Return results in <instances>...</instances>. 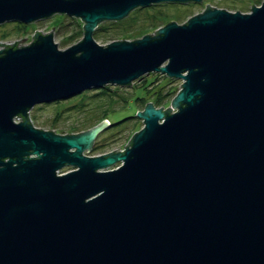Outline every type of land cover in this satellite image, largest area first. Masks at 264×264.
I'll return each mask as SVG.
<instances>
[{
	"label": "water",
	"instance_id": "obj_1",
	"mask_svg": "<svg viewBox=\"0 0 264 264\" xmlns=\"http://www.w3.org/2000/svg\"><path fill=\"white\" fill-rule=\"evenodd\" d=\"M186 1L201 0H0V24L83 21L65 49L51 31L0 42V264H264V0L93 38L102 20ZM150 71L182 79L175 110L146 102L121 151L82 153L107 119L60 134L28 118L35 104Z\"/></svg>",
	"mask_w": 264,
	"mask_h": 264
},
{
	"label": "rangeland",
	"instance_id": "obj_2",
	"mask_svg": "<svg viewBox=\"0 0 264 264\" xmlns=\"http://www.w3.org/2000/svg\"><path fill=\"white\" fill-rule=\"evenodd\" d=\"M261 0H257L259 4ZM223 8L228 11L248 12L250 5L255 4L253 0H201L200 2H161L148 6L132 9L120 20H102L93 31V38L100 45H106L113 40H132L141 37L145 33H153L148 16L151 14H161L160 20L155 22L162 26L170 20L183 23L188 17L201 12L205 4ZM146 20V21H145ZM120 21V22H119ZM83 21L78 17L68 16L62 13H54L51 16L38 19L30 23H20L18 21H7L0 24V42L4 44L13 43L22 37V41H17L16 46L27 45L32 40V35L36 31L46 34L51 31L53 41L59 49L78 42L83 35ZM157 25V24H156ZM157 27V28H158ZM156 29V28H155ZM4 45H0L3 48ZM182 83L181 78L168 77L156 71H150L134 79L128 85L106 84L108 88L100 92V88H88L80 93L52 102L35 104L28 111V118L32 124L44 130H53L60 134H74L85 131L96 126L102 120L107 119L109 124L101 128L96 136L91 140L87 150H83L84 155L95 156L105 154L114 149L119 151L124 149V145L130 136L143 126L142 119L136 116V111L143 110L146 102H151L155 108L171 107L170 102L180 90L178 87ZM168 92V95L165 93ZM160 96V101L154 100ZM134 97H139L135 99ZM126 98L129 100H124ZM135 99V100H134ZM165 101H168L166 105ZM160 103V104H159ZM163 103V104H162ZM108 110V114L113 111H120V115H132L120 119L116 123H111L114 118L111 115L102 118L97 124L95 122L98 113ZM175 110L171 107V111ZM110 111V112H109ZM13 120H16L13 118ZM91 125V126H90ZM86 126H89L85 128ZM87 150V151H86ZM116 163L110 168L118 166ZM76 167L66 165L57 174L68 172ZM109 168V167H108Z\"/></svg>",
	"mask_w": 264,
	"mask_h": 264
},
{
	"label": "trees",
	"instance_id": "obj_3",
	"mask_svg": "<svg viewBox=\"0 0 264 264\" xmlns=\"http://www.w3.org/2000/svg\"><path fill=\"white\" fill-rule=\"evenodd\" d=\"M253 3H256L257 4V0H253ZM255 5V4H254ZM139 8V7H138ZM160 16H162L161 14H158V13H155V14H151V15H149L148 16V19L150 20V21H148V22H150V24H151V26H149L150 28H153V29H155V28H157L158 26H159V24L158 23H156L155 24V22H158V21H161L160 20ZM146 21V20H145ZM120 22V21H119ZM106 88H108L107 86H103V87H101L100 88V92H102L103 93V89H106ZM169 93L168 92H166L165 93V95H168ZM135 99H137V98H139V97H134ZM124 100H127L126 98H123ZM134 99V100H135ZM160 96H157V98L154 100V103L156 102H159L160 100ZM129 100H127V102H128ZM167 102L168 101H165V104L164 105H166L167 104ZM160 104V103H159ZM163 104V103H162ZM110 112V111H109ZM121 112L120 111H113L112 113H109L108 114V110H105L104 112H102L101 114H99L98 113V115H99V117H97V119L95 120V122L94 123H92L91 125H94V124H97L102 118H104V117H107V115L109 116V115H111L113 118H114V120H112L111 121V123L113 124V123H116V122H118L120 119H123V118H126V117H132V115H120L119 116V114H120ZM90 125V126H91ZM87 127H89V126H86L85 128H87Z\"/></svg>",
	"mask_w": 264,
	"mask_h": 264
},
{
	"label": "built area",
	"instance_id": "obj_4",
	"mask_svg": "<svg viewBox=\"0 0 264 264\" xmlns=\"http://www.w3.org/2000/svg\"><path fill=\"white\" fill-rule=\"evenodd\" d=\"M16 120H20V117L19 116H15L14 117ZM58 172V171H57Z\"/></svg>",
	"mask_w": 264,
	"mask_h": 264
}]
</instances>
